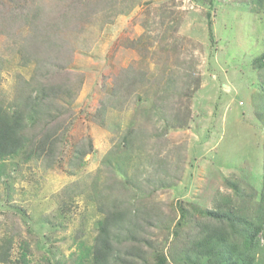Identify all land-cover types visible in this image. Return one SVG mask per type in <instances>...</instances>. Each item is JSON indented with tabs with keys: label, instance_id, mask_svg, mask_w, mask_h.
I'll return each mask as SVG.
<instances>
[{
	"label": "rangeland",
	"instance_id": "rangeland-1",
	"mask_svg": "<svg viewBox=\"0 0 264 264\" xmlns=\"http://www.w3.org/2000/svg\"><path fill=\"white\" fill-rule=\"evenodd\" d=\"M96 12L66 35L74 49L65 71L82 84L64 148L52 165L7 160L0 175V243L13 239V260L25 242L30 264H76L101 217L93 182L110 187L116 177L102 161L136 122L148 123L145 146L127 174L157 185L147 201L171 224L178 201L193 210L224 207L225 198L239 204V188L254 211L260 202L264 69L253 60L264 51V0H116ZM6 40L0 35V97L9 101L32 67L20 66ZM88 137L92 151L72 168V145Z\"/></svg>",
	"mask_w": 264,
	"mask_h": 264
},
{
	"label": "trees",
	"instance_id": "trees-1",
	"mask_svg": "<svg viewBox=\"0 0 264 264\" xmlns=\"http://www.w3.org/2000/svg\"><path fill=\"white\" fill-rule=\"evenodd\" d=\"M254 2L261 5L263 0ZM115 4L116 0H0V35L17 54L20 66L32 67L29 78H20L14 85L12 99L0 97V175L10 159L55 162L74 118L69 104L82 84V77L65 71L74 49L66 35L76 28L73 22L96 16L98 6ZM253 62L264 69V51ZM147 124L136 122L125 129L102 161L108 170L103 173L116 178L110 187L99 188L98 178L93 182L101 217L93 244H79L76 264H264V164L255 211L237 188L236 198L242 197L239 204L225 198L224 207L194 211L192 204L176 202L177 218L171 224L158 205L147 201L157 185L146 189L142 183L148 186L151 181L127 174L126 167L134 161L132 154L139 158L144 149L142 128ZM91 151L89 137L75 142L69 164L75 169L82 166ZM159 159L161 163L168 160L165 154ZM173 169L166 167L168 172ZM114 180L120 183V192L113 191ZM155 227L166 233L161 240L150 235ZM12 240L2 239L0 264H30L25 242L19 256L11 258Z\"/></svg>",
	"mask_w": 264,
	"mask_h": 264
}]
</instances>
